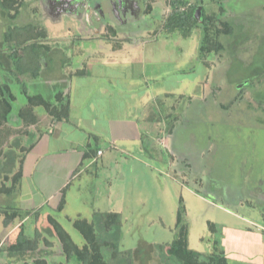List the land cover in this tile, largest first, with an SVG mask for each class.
<instances>
[{
    "label": "rangeland",
    "instance_id": "1",
    "mask_svg": "<svg viewBox=\"0 0 264 264\" xmlns=\"http://www.w3.org/2000/svg\"><path fill=\"white\" fill-rule=\"evenodd\" d=\"M3 1L11 13L18 10L19 14L13 21L10 20L12 24L19 28L26 25L34 27L33 35L37 37L20 44L17 53L21 56L28 53L29 45L35 44L37 50L32 53V57L41 68L40 75L35 80L21 83L17 87L12 85L16 100L11 117L25 103L24 91L29 95L40 94L49 101L53 100L56 91H62L63 99L66 98L65 92L69 82L67 83L65 78L78 66L77 60L80 59L77 53L73 56L79 42L75 41L76 45L73 46L72 43L67 44V39L77 40L81 35L79 40L82 41L83 47L88 44L94 51L102 48L100 42L95 39L99 32L89 26L97 19L96 15L93 17L89 12V8L96 12L103 23L120 28L127 27V22L134 17H140L142 9L139 3L136 8L133 6L134 0ZM167 2L168 0H145L144 8L146 11L151 5L156 7L151 16L154 19L152 28L155 30V36L152 38H169L172 43H167V51L180 54L182 60H177L174 66L160 65L158 78H143L140 82L142 85L138 84L140 93L156 86L166 91L173 88L175 90L173 94L167 93L159 98L160 102H163L160 107L163 120L160 129L164 130L162 140L165 141H150V147H146L150 173L131 175L135 188L147 187L157 193L156 188L161 192V188L165 187V203L164 200L159 203L158 200L151 199L148 205L121 203L123 206H120L116 201L117 207L113 208L120 212L116 222H113L111 216L110 220L105 219V222L98 216L94 218L93 215L91 218L89 212H101L107 207L102 197L106 178L111 179L114 188L123 186L124 181L126 186L127 182L131 184L130 170L120 161V165L115 167V173L114 169L99 170L96 177H87L88 184L82 186V193L77 200L76 196L73 198V194H76L77 185L83 180L78 175L69 189L59 195L60 200L55 209H38L32 218L28 217L29 219L22 223V216L25 218L27 213L17 212L21 197L15 188L7 190L11 189V178L18 171L24 151L33 139L26 138L25 131L28 128L25 126L2 127L0 228L1 234L7 233V246L10 243L21 246L19 252H8V261H14L15 264H87L92 255L99 254L108 264H185L187 257L197 254L202 256L199 261L207 260L209 256L214 259L215 256H220L223 264H227V258L228 264H238L236 255L225 257V249L229 246L230 250L232 243L229 241L230 236L225 237L221 223L224 222L222 218L225 217L226 210L242 214L244 207H237L242 198H248L250 195L249 201L255 203L256 200H253L251 194L256 192L259 196L264 192V0H222L221 3L203 0L204 13L214 18L220 17L231 25L233 31L231 36L220 34L215 38L214 42H221L222 48L212 49L199 56L196 55L200 37L198 29L193 31L187 41L180 39L175 45H172L173 41L179 39L180 35L162 31L161 25L169 14ZM80 23L88 25L89 29L77 30ZM5 24L0 18V29H3ZM214 24L216 28H224L218 22ZM16 37L20 40L19 35ZM42 47H48L49 56L43 57L40 49ZM170 52L167 54H173ZM71 58L74 62H71ZM96 63L99 64V73L106 77L108 71L104 70L107 69L106 66L102 67L104 63L101 57H98ZM88 73L91 79L76 78L78 80L74 79L72 86L78 93V89L82 90L83 96L79 98L83 99L84 103L89 93L95 91L98 95L102 87L111 83L98 82L102 80L92 77V72ZM63 76L66 77L62 78ZM26 77L27 75L23 76L25 79ZM61 80L65 82L61 83ZM118 86L126 89L124 83ZM124 97V92L120 93L119 97L112 95L114 100L111 106H106L109 109L107 115L117 118L118 114L122 113ZM54 107H58V104ZM36 113L40 119L39 130H44L48 123L45 111L37 108ZM174 123L176 125L172 129ZM35 134L37 137L38 133ZM59 160L65 159L58 156L45 157L39 163L33 174V182L37 184L38 192L56 194L57 188L67 180L70 165L60 169L57 166ZM169 160H172L173 164L171 169L175 168L177 174H180L176 176L179 183L172 181L174 174L169 170ZM51 162L55 163L50 164ZM50 169L52 174L45 173ZM179 180L194 188L200 199L185 193L187 189L179 186ZM255 185H260L258 190H254ZM181 194L185 204L181 202L183 214L179 217L177 213V219L173 220L174 215L171 213L174 212L176 204L174 198ZM40 198L38 195V201ZM9 220H12L16 227L19 226L14 230L10 229L7 227ZM207 220L215 223L211 233L206 227ZM84 222L91 225L94 237L90 234L88 237L81 235L77 227ZM99 222L101 227L103 223L107 231L100 229ZM178 242L184 244L186 257L180 251H175V247H179ZM233 250L237 252L236 244H233ZM3 259L0 252V264H4Z\"/></svg>",
    "mask_w": 264,
    "mask_h": 264
},
{
    "label": "crops",
    "instance_id": "2",
    "mask_svg": "<svg viewBox=\"0 0 264 264\" xmlns=\"http://www.w3.org/2000/svg\"><path fill=\"white\" fill-rule=\"evenodd\" d=\"M188 1L193 3L190 0ZM209 1L211 0H207V2ZM138 3L142 8L140 12L141 16L134 17L133 20L127 22L128 26L125 28L103 23L102 20L97 17L95 11L90 8L88 9L93 17L96 15L97 18L94 19L93 23H90L89 26H92L90 28L95 32H99V35L95 36V39L100 42L102 46L99 51L92 50L88 44H85V47H83L84 45H81L82 41L79 40V38H82L81 35L77 40L74 38L66 40L68 42L67 44L72 43L73 46L76 45L75 41L79 42V44L76 45V49L73 51L75 53L73 56L77 53L80 58L77 60V62H79L78 66L69 72L67 77H62H66L67 83L69 82L68 90L65 92L69 103V116L67 121L51 124L50 118L45 114L48 118V123L44 130H39L40 119L36 113L37 108H35L34 113L38 117V123L28 127L27 132L29 133L25 134L27 139L31 138L33 141L29 144V146L32 144L31 148L28 146L24 151L19 167L21 170V177L15 189L17 194L21 197L18 202L19 210L17 212L27 213L25 218L22 216V223L27 221L29 219L28 217L32 218L34 212L38 209H43L45 211L46 209H55L60 200L59 195L61 196L64 190L66 191L69 189L71 183L76 180L75 178L78 175H80L83 180L77 185L76 194H73V198L76 196L77 200L82 193V191H80L82 186L88 184L89 178L87 177H96L99 170L114 169L115 173V167L120 165V161L123 166L130 170L131 184L129 185L127 182L126 186L124 181L123 186L114 188L111 179L109 180L106 178L102 197L105 199L107 207L101 210V212L100 210H92V212H89L91 218L93 215L94 218L98 216L100 220L105 222L106 218L108 219L110 215H113L114 219L115 216L118 219L120 212L113 208L117 207V204H115L116 201L120 203V206H123L121 203L148 205L151 199L155 201L158 200L159 203H163L162 200H164L165 203V187L161 188V192L156 188L157 193H155V190L152 188V190H148L149 188L142 186L135 188L131 175L138 173L146 175V172L150 173V166L147 161V155L145 154L146 147H150V141H165L162 140L164 130L160 129L161 123L163 122L161 119L162 112L160 107L163 102H160L159 98L161 96L164 97L167 93L173 94L172 92L175 89L173 88V90L166 91L156 86V88L152 90L148 89L145 93H140L139 89L142 85L140 82L143 78L159 77L160 65L170 64L174 66L177 60L181 61L182 59L180 54L177 55L174 51H167V43H172L169 38L165 36L161 38V40H159V37L152 38L155 36V30L152 28V21L154 19L151 16L154 13L153 9L156 7L151 5V10L148 7L149 9L145 11V0H134L133 6L136 8ZM80 24H78L77 30L86 31L89 29V27H87L88 25ZM67 29H70V27H67ZM103 34L109 36H104ZM122 36H124V38H122ZM180 37L173 41L172 45L179 43L180 39H183ZM189 38L185 40L187 41ZM197 43L199 44V41ZM180 49L182 50V48ZM167 52L173 54H167ZM184 54L186 55V53ZM167 55L172 56L169 57ZM196 55L199 56L198 54ZM98 57H101L104 63L102 67L106 66L105 68H107L104 69L108 71L106 77L102 73H99V64L96 63ZM71 62H74V60L72 59ZM198 62L200 61L198 60ZM118 65L121 66L117 67ZM89 71L92 72V77H97L99 80H102L98 82H111L110 84L113 86L108 84L106 87H102L103 89L99 91L98 95H96L95 91H92L89 93L86 103H84L82 102L83 99L79 98V96H83L82 90L78 89L80 90V93H78L79 91H77L76 88H72V86H74V79L76 81L78 79H91V77H88L90 75V73H88ZM60 82L64 83L65 81L61 80ZM113 83L116 84L114 85ZM122 83L126 85V89L122 87L119 88L118 84ZM138 84H140V86ZM122 92H124L125 95L122 113L118 114L117 118L107 115L109 109L106 106H111L114 100L112 95L114 94L116 97H119ZM127 95L129 96L127 97ZM117 110H119V108ZM175 125L174 123L172 129ZM17 126L19 127L21 124L16 119H11L9 123L6 124L7 128H15ZM35 133H38L37 137ZM92 136L97 137L96 145H98L94 154L92 152L90 153L87 148L88 145H91V149L94 148L92 146ZM98 152H100V154H98ZM172 155L174 156L173 153ZM53 156L65 159L63 161L59 160V163H57L60 169L65 165H70V167L67 172V180L57 188L56 194L48 195L43 194V192H38V186L33 182V174H35L39 163L43 161L45 157ZM168 162L169 170L174 174L172 181L179 183L176 181L178 180L176 176L180 174H177L175 168L171 169V165H173L172 160ZM54 163L55 162H51L50 164ZM45 173L52 174L53 171L50 169ZM34 184H36L37 187H35ZM179 186L183 189L186 188L188 191L186 190L187 192H184L189 196H195L197 199H200V195L194 188L189 187L182 181ZM259 186L260 185H255L254 190H258ZM159 193H162V195ZM38 195L41 197L39 201ZM251 195L253 200H256L255 203L249 201L250 195H248V198H242V201H239L237 204V207H244L242 214L240 212H235V214L226 210L224 211L225 217L222 218L224 222L221 223V226H223L221 229L225 237L230 236L229 241L232 243L230 250H228L229 246L225 249V257L227 258V256L232 254L236 255L238 264H264V192H261L259 196L256 195V192ZM160 197L162 199H159ZM174 199L176 204L174 212L171 214L174 215L172 219L176 220L179 208H181L184 202L182 200V194L181 196H176ZM66 206L67 203H65V207ZM76 212L78 211L76 210ZM83 219L89 221L88 219L86 220V218ZM7 223L8 226L5 225L12 230L19 226L16 227L12 220H9ZM206 224L207 230L211 233L213 227H215V223L207 220ZM208 224L212 226L211 229H209ZM95 229L97 228L95 227ZM1 231L0 228V252L4 258V264H15L14 261H8L10 259L8 249L15 243H10L7 246V233L5 232L6 234L3 235ZM224 242L227 243V240L224 239ZM233 244L237 245V252L233 250Z\"/></svg>",
    "mask_w": 264,
    "mask_h": 264
},
{
    "label": "trees",
    "instance_id": "3",
    "mask_svg": "<svg viewBox=\"0 0 264 264\" xmlns=\"http://www.w3.org/2000/svg\"><path fill=\"white\" fill-rule=\"evenodd\" d=\"M211 1H215L218 3L222 2V0ZM202 2L203 0H196V2L194 3H190L188 0H168L167 5L170 9V12L164 19L162 25L163 30L168 34L177 32L181 36L180 38L183 39L189 38L192 35L193 31L195 29H198L200 31L199 44L197 49L198 55L207 53L212 49L216 50L222 48L223 44L221 42L216 44L214 42L216 41L215 38L217 36H220V34L221 36H231L233 31L231 25L223 21L220 17L216 16L214 18L212 16L206 15L202 7ZM197 10L198 13L197 15H195ZM18 14V10H16L14 13H11L4 1L0 0V18L6 23L4 28L0 29V74L2 78V83H0V128L5 127L11 119H16L20 122L21 126H25L27 128L32 125H36L38 123V117L34 113L35 108H42L45 111V114L50 118L51 124L67 121L69 116V103L67 101V95L66 98L63 99L64 95H62V91H56L54 93L52 101L44 99L40 94L29 95L26 91H22L23 95L25 96V103L20 106L15 114L11 117L13 103L16 100V95L12 90V85L17 87L21 83L26 84V82H29L30 79H36L40 75V68L35 63L32 57V53H36L37 50L35 44L29 45L27 49L28 53H25L22 56L17 53L20 44H22L23 42H29V40H33L34 37H37L36 35H33V32L35 30L32 25H26L24 27H21L23 28L21 29L10 22V20L13 21V19ZM214 22L220 23L224 26V28H216ZM17 35H19L20 40L17 39ZM9 43L13 44L10 45ZM40 49H42L43 57L50 55L48 47H42ZM24 75H27L26 79L23 78ZM53 103L54 105L58 104V107H54ZM27 131H25V134L29 133ZM91 138L93 143L92 146L94 148L91 149V145H88L87 148L89 149L90 153L92 152L94 154L98 148V145H96L97 137L92 136ZM31 146L32 144L29 146V148H31ZM20 177L21 170L18 169V171L14 173L11 178V189L7 191L13 190L14 188L16 189L17 186H14L17 185ZM179 210L180 217V212L181 216L183 214V208L181 207L179 208ZM110 216L112 217L113 222H116V216L115 219L113 215ZM180 220L181 219L179 218V221ZM103 226V223L102 227L101 223L99 224L100 229L102 228L107 231L105 226ZM208 227L209 229H211L212 226L208 224ZM77 228L81 232V235H83L84 237H88L90 235L94 237L93 229L88 223H80L79 227ZM178 243L179 247H175V251H180L186 257L187 251L184 244H181V242ZM20 249L21 246L15 243L14 245H11L8 250L16 253L19 252ZM215 257L216 258L214 259L213 257L209 256L207 260L199 261L198 259L202 258V256H197L196 254V256L187 257V260H185V264H201L202 262L205 264H223L220 256ZM76 259L79 260L78 257ZM86 263L108 264L106 261H104L102 255L99 254L92 255L90 257V260Z\"/></svg>",
    "mask_w": 264,
    "mask_h": 264
},
{
    "label": "water",
    "instance_id": "4",
    "mask_svg": "<svg viewBox=\"0 0 264 264\" xmlns=\"http://www.w3.org/2000/svg\"><path fill=\"white\" fill-rule=\"evenodd\" d=\"M197 13H198V10L196 11L195 15H197Z\"/></svg>",
    "mask_w": 264,
    "mask_h": 264
},
{
    "label": "built area",
    "instance_id": "5",
    "mask_svg": "<svg viewBox=\"0 0 264 264\" xmlns=\"http://www.w3.org/2000/svg\"><path fill=\"white\" fill-rule=\"evenodd\" d=\"M98 154H100V152H98Z\"/></svg>",
    "mask_w": 264,
    "mask_h": 264
},
{
    "label": "flooded vegetation",
    "instance_id": "6",
    "mask_svg": "<svg viewBox=\"0 0 264 264\" xmlns=\"http://www.w3.org/2000/svg\"><path fill=\"white\" fill-rule=\"evenodd\" d=\"M87 8H89V7H87Z\"/></svg>",
    "mask_w": 264,
    "mask_h": 264
}]
</instances>
